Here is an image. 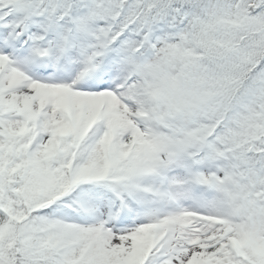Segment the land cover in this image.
I'll return each mask as SVG.
<instances>
[{"label": "snow or ice", "instance_id": "snow-or-ice-1", "mask_svg": "<svg viewBox=\"0 0 264 264\" xmlns=\"http://www.w3.org/2000/svg\"><path fill=\"white\" fill-rule=\"evenodd\" d=\"M0 264H264V0H0Z\"/></svg>", "mask_w": 264, "mask_h": 264}]
</instances>
